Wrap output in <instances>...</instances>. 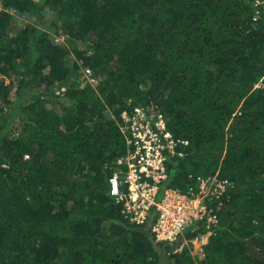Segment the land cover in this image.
<instances>
[{
	"label": "trees",
	"instance_id": "obj_1",
	"mask_svg": "<svg viewBox=\"0 0 264 264\" xmlns=\"http://www.w3.org/2000/svg\"><path fill=\"white\" fill-rule=\"evenodd\" d=\"M1 1L0 264H264V6ZM136 104L181 140L159 195L198 174L234 183L204 255L157 241L155 216L130 220L110 193Z\"/></svg>",
	"mask_w": 264,
	"mask_h": 264
},
{
	"label": "built area",
	"instance_id": "obj_2",
	"mask_svg": "<svg viewBox=\"0 0 264 264\" xmlns=\"http://www.w3.org/2000/svg\"><path fill=\"white\" fill-rule=\"evenodd\" d=\"M256 3L264 6V0ZM65 89L58 86L56 94ZM121 129L127 151L116 160L109 189L123 202L122 212L137 222L155 216L152 231L157 241H178L175 251L199 242L200 254L219 225L216 207L229 200L233 181L218 172L198 174L186 189L167 187L159 195L161 182L168 176V161L174 154H182L178 149L181 140L168 128L164 114L150 105H133L126 111Z\"/></svg>",
	"mask_w": 264,
	"mask_h": 264
},
{
	"label": "rangeland",
	"instance_id": "obj_3",
	"mask_svg": "<svg viewBox=\"0 0 264 264\" xmlns=\"http://www.w3.org/2000/svg\"><path fill=\"white\" fill-rule=\"evenodd\" d=\"M0 1H1V0H0ZM1 2H2V1H1ZM21 22L23 23V17H22V19H21ZM58 39H59V40H65V41H66V40H67V36H66V34H64V35H60ZM86 71H87V70H86ZM86 71H85V72L82 71L81 78L84 77ZM48 105H49V106H54V107L57 109V111H59V112H63L64 110H66L67 107L70 106L69 103L66 102V101L58 102V103H56V104L48 103ZM207 243H208V242H207ZM188 247H189V249H190V253H192V254H194L195 256L198 257V255H197L198 252H197V251L200 250L201 244H200L199 242H197V243H195V244L193 245V243L189 242ZM204 251H205V247H204L203 252H204ZM203 252H199L200 255H203Z\"/></svg>",
	"mask_w": 264,
	"mask_h": 264
}]
</instances>
